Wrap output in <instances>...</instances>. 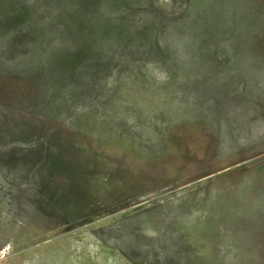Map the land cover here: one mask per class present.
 <instances>
[{
    "label": "rangeland",
    "instance_id": "obj_1",
    "mask_svg": "<svg viewBox=\"0 0 264 264\" xmlns=\"http://www.w3.org/2000/svg\"><path fill=\"white\" fill-rule=\"evenodd\" d=\"M0 264H264V0H0Z\"/></svg>",
    "mask_w": 264,
    "mask_h": 264
}]
</instances>
